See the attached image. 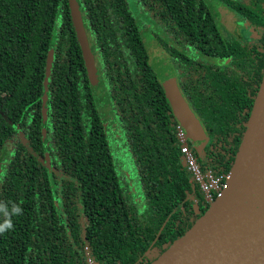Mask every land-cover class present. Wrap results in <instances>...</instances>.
<instances>
[{
  "label": "trees",
  "instance_id": "1",
  "mask_svg": "<svg viewBox=\"0 0 264 264\" xmlns=\"http://www.w3.org/2000/svg\"><path fill=\"white\" fill-rule=\"evenodd\" d=\"M76 2L138 195L117 172L68 0H0V224H13L0 264H87L86 247L98 264H151L207 211L144 34L207 135L199 150L188 140L192 154L216 177L231 170L262 81L264 0ZM218 7L253 39L223 34Z\"/></svg>",
  "mask_w": 264,
  "mask_h": 264
},
{
  "label": "water",
  "instance_id": "2",
  "mask_svg": "<svg viewBox=\"0 0 264 264\" xmlns=\"http://www.w3.org/2000/svg\"><path fill=\"white\" fill-rule=\"evenodd\" d=\"M84 61L96 65L76 0H68ZM47 69V74L49 67ZM175 120L199 150L207 135L183 98L170 63L154 68ZM45 91L42 126H45ZM151 264H264V73L238 152L220 195Z\"/></svg>",
  "mask_w": 264,
  "mask_h": 264
},
{
  "label": "rangeland",
  "instance_id": "3",
  "mask_svg": "<svg viewBox=\"0 0 264 264\" xmlns=\"http://www.w3.org/2000/svg\"><path fill=\"white\" fill-rule=\"evenodd\" d=\"M214 10L217 13L218 25L221 28L224 27L225 30L229 32L232 31L238 38H242L244 41H250L251 39H253V33L251 32V30H242L240 26L235 23L236 18L230 15L227 9H225L224 7H218L214 8ZM143 38L151 65L153 67H156L159 64L168 63V58L165 53L161 50L160 46L154 43V41L149 35L144 34ZM51 61L52 50H50L48 53V66L50 65ZM217 63L219 62L217 61ZM85 67L88 73V79L91 88H93L96 97V104L99 109V114L103 121V125L107 134V139L109 142L114 163L117 168V172L122 181L128 184L131 194L133 196H137L138 193L136 187V176L133 170L127 146L123 139V135L119 130L118 125L116 124V122L118 123V121L110 105L108 96L106 97V100H104L105 96L103 95V89L99 87L100 85H102L104 87L105 92H107L105 84L101 81L102 79L97 77L96 65H92L91 60L85 62ZM9 148L10 145H8V149Z\"/></svg>",
  "mask_w": 264,
  "mask_h": 264
},
{
  "label": "built area",
  "instance_id": "4",
  "mask_svg": "<svg viewBox=\"0 0 264 264\" xmlns=\"http://www.w3.org/2000/svg\"><path fill=\"white\" fill-rule=\"evenodd\" d=\"M175 131L183 165L187 172L190 173L192 182L198 186L202 201L209 206L225 188L228 175L216 177L212 170L202 168L198 164L196 157L192 154L186 133L179 123L175 125ZM193 202L195 208H197L196 200ZM85 252L87 264H98L90 255L87 247L85 248Z\"/></svg>",
  "mask_w": 264,
  "mask_h": 264
},
{
  "label": "clouds",
  "instance_id": "5",
  "mask_svg": "<svg viewBox=\"0 0 264 264\" xmlns=\"http://www.w3.org/2000/svg\"><path fill=\"white\" fill-rule=\"evenodd\" d=\"M15 214L22 215V209L19 206H16L13 210ZM13 224L11 219H6L3 224H0V234H3L5 231L12 229Z\"/></svg>",
  "mask_w": 264,
  "mask_h": 264
},
{
  "label": "flooded vegetation",
  "instance_id": "6",
  "mask_svg": "<svg viewBox=\"0 0 264 264\" xmlns=\"http://www.w3.org/2000/svg\"><path fill=\"white\" fill-rule=\"evenodd\" d=\"M231 23H232V22H231ZM235 23L238 24L242 30L245 29V24H244L243 22H241L240 20L236 19V20H235ZM221 29H222V33H223V34H226V33H227V34H234L232 31L229 32V31L225 30L224 27H222ZM234 35H235V34H234ZM235 36H236V35H235ZM240 39H242V38H240Z\"/></svg>",
  "mask_w": 264,
  "mask_h": 264
}]
</instances>
